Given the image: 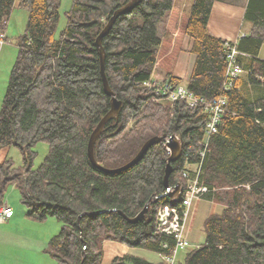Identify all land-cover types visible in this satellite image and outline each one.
Here are the masks:
<instances>
[{
  "label": "trees",
  "instance_id": "trees-1",
  "mask_svg": "<svg viewBox=\"0 0 264 264\" xmlns=\"http://www.w3.org/2000/svg\"><path fill=\"white\" fill-rule=\"evenodd\" d=\"M128 1L72 0L56 38L60 0H19L28 16L0 108V148L20 147L21 163L15 165L11 158L0 163V205L14 186L29 219L60 221V232L46 247L56 264H102L105 240L162 256L153 263L125 254L110 264H167L165 257L174 249V238L157 231L155 217L160 207L179 199L166 195L153 201L136 222L120 214L134 217L153 194L166 191L169 152L163 144L151 146L140 161L115 173L96 168L87 156L89 136L110 108L95 40L113 11ZM174 1L141 0L103 37L105 75L122 107L97 137L94 158L114 169L130 161L150 137L176 134L182 150L171 163L168 182L184 189L183 172L186 164L199 160L208 114L201 105L191 108L182 100L158 102L163 97L143 83L159 57L163 82L171 87L181 83L172 68L179 38L188 35L196 60L186 88L205 101L223 95L226 106L200 173V182L210 189L202 198L222 209L204 219V242L186 250L183 264H264V60L257 57L264 44V0L246 2L244 21L251 30L235 42L240 52L236 63L245 72L228 90L222 88L226 41L211 35L206 25L214 1L241 0H193L188 14L180 13ZM13 4L0 0V32ZM159 25L166 28L164 36ZM38 141L48 144V152L34 167Z\"/></svg>",
  "mask_w": 264,
  "mask_h": 264
},
{
  "label": "rangeland",
  "instance_id": "rangeland-1",
  "mask_svg": "<svg viewBox=\"0 0 264 264\" xmlns=\"http://www.w3.org/2000/svg\"><path fill=\"white\" fill-rule=\"evenodd\" d=\"M192 1L193 0H175L174 2L175 6L179 8V11L185 10L188 14L190 12ZM71 4L72 0H60L59 19L55 31L56 38L66 25L65 13L69 10ZM27 16V9L19 6V0H14L12 10L6 20L7 25L3 31L5 37L2 43H0V108L7 87L9 73L17 55V38L25 29ZM158 33L164 36V34L167 33L166 28H164L163 25H159ZM161 58L162 57L158 58V63ZM155 100L163 104L170 103L164 98ZM34 150L36 151V157L33 161V166L38 167L43 162V159L48 152V144L45 141H38L34 145ZM7 158H11L15 165H19L21 163L20 147L16 145L1 147L0 163L4 162ZM8 197H12L13 200L16 199L19 206L21 208L23 207L22 209H24V211L26 210L21 204L18 190L14 186L8 187L3 202L7 201ZM221 209V204L214 201L210 203L203 198L192 202L186 221V236L190 246L187 249L178 250L176 252L173 264H183L186 250L204 242V219L210 214L219 213ZM15 226L12 228L14 229ZM16 227L19 228L18 231L23 233L25 235L24 237H26L23 239L25 246H20L18 244L12 246L14 243H0V264H56L55 260L46 251V247L49 239L60 232V221L54 217H48L42 221L28 219L25 224H19ZM130 251L132 255L141 257L153 263H158L162 260V256L159 253L145 248L131 247Z\"/></svg>",
  "mask_w": 264,
  "mask_h": 264
},
{
  "label": "built area",
  "instance_id": "built-area-1",
  "mask_svg": "<svg viewBox=\"0 0 264 264\" xmlns=\"http://www.w3.org/2000/svg\"><path fill=\"white\" fill-rule=\"evenodd\" d=\"M4 37V33L0 32V43H2ZM235 42L236 41L225 42L227 66L222 84L223 90L230 89L234 80L245 72L244 69L236 63V57L240 52L237 50ZM163 81V78L151 74L150 78L144 81L143 85L171 103L182 100L191 108L201 105L208 114V120L201 129L203 137L198 142L199 149L197 155L199 160L195 164H186L188 170H184L183 172L185 186L184 189H181L178 204L160 207L155 217L157 231L170 235L175 240L172 255L165 257L167 264H173L176 252L178 250L187 249L190 246L186 236V221L192 202L202 199V197L210 191L206 185L200 182L201 163L209 150L208 146L211 135L218 131L221 116L226 106V98L223 95H219L212 101H205L192 94L185 85L178 84L171 87ZM12 215L13 211L11 207L6 202H3L0 205V223H4Z\"/></svg>",
  "mask_w": 264,
  "mask_h": 264
},
{
  "label": "crops",
  "instance_id": "crops-1",
  "mask_svg": "<svg viewBox=\"0 0 264 264\" xmlns=\"http://www.w3.org/2000/svg\"><path fill=\"white\" fill-rule=\"evenodd\" d=\"M247 0H241L238 4H229L220 1H214L211 6L210 14L207 21L208 32L216 38L224 41H237L241 36L248 35L251 30L250 23L244 21L245 5ZM186 13L185 10H181L180 13ZM187 14V13H186ZM174 39L177 37V33L173 34ZM178 51L175 62L173 64L172 72L173 76L181 80L182 85L187 84V80L190 77L196 55L191 51L192 39L188 35H182L179 38ZM259 59L264 60V44L260 47L258 52ZM159 63L156 62L153 75L164 78ZM208 202H213L207 200ZM12 209L13 215L7 219L4 223H0V243L9 244L14 243L20 246H25L23 239L25 235L19 232L17 225H23L28 221V217L17 203L16 199L8 197L5 201ZM16 225V226H15ZM15 226L13 229L12 227ZM103 257L102 264H110L112 259L116 256H122L125 254H131V247L121 244L113 240H105L103 242Z\"/></svg>",
  "mask_w": 264,
  "mask_h": 264
},
{
  "label": "water",
  "instance_id": "water-1",
  "mask_svg": "<svg viewBox=\"0 0 264 264\" xmlns=\"http://www.w3.org/2000/svg\"><path fill=\"white\" fill-rule=\"evenodd\" d=\"M141 0H129L125 5L118 7L113 11L111 16L108 18V21L106 22L105 26L103 29L100 31L98 36L96 37L95 40V46L96 50L99 56V66H100V75L102 79V84H103V90L107 96L110 97V108L109 110L101 117V119L98 121L94 129L92 130L88 142H87V156L89 161L94 165L96 168L103 170L107 173H115L121 170H124L126 168L131 167L140 159L142 158L143 154L153 145L155 144H163V146L168 150L169 155L166 161V166L164 169V177H163V186L166 189L164 193L160 194H153L151 198L146 202L145 206L134 216V217H127L123 213L120 212V214L123 216L124 219H126L128 222H136L139 220H142L147 212V210L150 207V204L153 201H156L164 196H169L171 199H177L180 196L181 193V184L177 183L174 186H171L168 182V176L172 170L171 163L176 161L181 154L182 150V141L181 139L176 135V134H171V135H160V136H152L149 139H147L137 154L126 164L114 168V169H108L102 167L94 158L93 154V148L95 141L97 137L100 135V133L103 130L104 125L111 119L117 118L118 114L121 110V101L116 98L115 93L111 90L108 80L105 75V51L102 46V39L103 37L109 32L111 27L113 26L114 22L116 19L127 13L130 12L134 7H136ZM83 214H90L89 212L83 213ZM84 257V254H83Z\"/></svg>",
  "mask_w": 264,
  "mask_h": 264
},
{
  "label": "bare ground",
  "instance_id": "bare-ground-1",
  "mask_svg": "<svg viewBox=\"0 0 264 264\" xmlns=\"http://www.w3.org/2000/svg\"><path fill=\"white\" fill-rule=\"evenodd\" d=\"M177 199H179V197Z\"/></svg>",
  "mask_w": 264,
  "mask_h": 264
}]
</instances>
